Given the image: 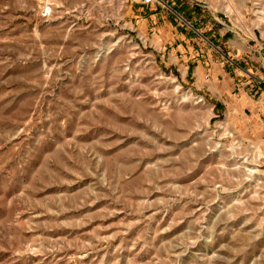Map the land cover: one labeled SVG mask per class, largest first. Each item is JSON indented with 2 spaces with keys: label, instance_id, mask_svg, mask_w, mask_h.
<instances>
[{
  "label": "rangeland",
  "instance_id": "rangeland-1",
  "mask_svg": "<svg viewBox=\"0 0 264 264\" xmlns=\"http://www.w3.org/2000/svg\"><path fill=\"white\" fill-rule=\"evenodd\" d=\"M263 28L264 0H0V264H264Z\"/></svg>",
  "mask_w": 264,
  "mask_h": 264
},
{
  "label": "crops",
  "instance_id": "crops-1",
  "mask_svg": "<svg viewBox=\"0 0 264 264\" xmlns=\"http://www.w3.org/2000/svg\"><path fill=\"white\" fill-rule=\"evenodd\" d=\"M146 6L152 7L153 4L146 5ZM156 16L157 17L154 18V22L155 23L159 22L160 24V21L167 18L169 14L166 10L161 8L158 10V14ZM168 28L174 37L173 44L175 45V48H174L175 53L181 49V51L185 54L184 56L186 59L189 58L192 60H200L199 57H205L206 60H212V57H211L212 51H213L212 47L210 49L206 47L203 48L202 45H200L198 41H194L198 45L197 48L189 47L187 45H189L190 40H192L190 36L186 37L183 33L181 32L179 33L177 30V27H168ZM157 29L159 30L160 26H158ZM234 30L235 29L232 27L231 30L225 31L227 33L228 38L225 40L224 43L227 44L231 48L232 52L234 51L236 47L234 45ZM203 45H205V43H203ZM228 55H231V54L228 52ZM226 58L228 59V56L224 57L223 53L220 55V59H226ZM217 65L218 66L216 67L212 63L210 68L208 69L209 77L211 78V80H208L207 84H210L209 82L212 80H215L212 82L216 83L215 87H211V90L213 91L219 90L218 88L219 84L221 86L220 90H226L225 88L229 87L230 85L234 87L237 84L236 82H239V75H240L239 66L232 60L230 61V63L218 62ZM199 67L203 68V65L201 64V66H197V71H196L197 75L202 76V72L199 71Z\"/></svg>",
  "mask_w": 264,
  "mask_h": 264
},
{
  "label": "built area",
  "instance_id": "built-area-1",
  "mask_svg": "<svg viewBox=\"0 0 264 264\" xmlns=\"http://www.w3.org/2000/svg\"><path fill=\"white\" fill-rule=\"evenodd\" d=\"M156 0H141V3L144 5H150L153 4ZM43 15L48 17L51 15V9L50 7H45L43 10ZM258 113L260 115V120L264 124V90L261 91L258 98Z\"/></svg>",
  "mask_w": 264,
  "mask_h": 264
},
{
  "label": "bare ground",
  "instance_id": "bare-ground-1",
  "mask_svg": "<svg viewBox=\"0 0 264 264\" xmlns=\"http://www.w3.org/2000/svg\"><path fill=\"white\" fill-rule=\"evenodd\" d=\"M261 23V21H259ZM259 22L257 23V25H259ZM264 29V28H263ZM263 34H264V30H263Z\"/></svg>",
  "mask_w": 264,
  "mask_h": 264
}]
</instances>
